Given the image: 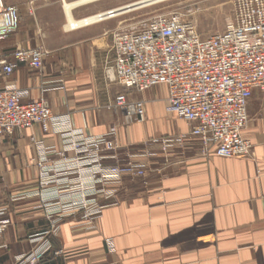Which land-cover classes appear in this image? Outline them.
<instances>
[{"label": "crops", "instance_id": "1", "mask_svg": "<svg viewBox=\"0 0 264 264\" xmlns=\"http://www.w3.org/2000/svg\"><path fill=\"white\" fill-rule=\"evenodd\" d=\"M123 2H98L76 12L75 18L106 13ZM59 3L37 2L36 23L44 24L46 8L57 9L60 18ZM17 9L19 31L28 33L27 9ZM122 16L60 34L54 46L45 47L50 54L40 73L18 65L1 84L27 91L24 103L43 95L53 115L69 114L73 127L87 135L116 127L118 162H125L129 153L144 154L134 159L143 164L144 178L123 180L92 226L71 216L53 235L39 199L31 196L37 189L34 143L54 160L59 138L43 134L39 127L2 138L0 209L5 214L0 219H8L10 225L0 235V264H16V258L42 242H48L50 250L39 264H264V93L253 91L247 104L248 123L241 134L252 146L248 156L222 159L203 154L199 141L189 135L191 125L165 112L163 86L132 93L129 99L145 103L146 118L142 124L125 121L105 108L118 86L106 79L105 68L113 60L111 34L123 24ZM16 47L32 45L17 38L10 45L1 44L7 56ZM58 81L63 89H58ZM153 89L162 93V117L156 124L148 120L144 96ZM160 137H171L165 150L142 147Z\"/></svg>", "mask_w": 264, "mask_h": 264}, {"label": "built area", "instance_id": "2", "mask_svg": "<svg viewBox=\"0 0 264 264\" xmlns=\"http://www.w3.org/2000/svg\"><path fill=\"white\" fill-rule=\"evenodd\" d=\"M40 1L45 0H25L29 16H34L33 5ZM64 1L68 0H59L61 8ZM94 3L98 2L84 6ZM17 19V7L0 0V140L33 127L57 136L60 147L53 152L54 160L34 143L37 189L31 196L39 199L51 234L71 216L90 227L123 180H143L144 166L134 159L145 155L129 153L119 163L116 127L102 135H87L73 127L69 114L53 115L43 95L24 103L27 91L1 84L18 65L40 73L49 55L43 45L16 47L8 56L4 54L1 44L15 31ZM111 39L113 60L105 68V77L123 93L107 102V110L121 114L129 123H142L145 103L129 96L163 86L167 90L165 112L191 125L189 135L199 141L203 154L222 159L250 154L251 143L241 133L248 123L252 92L264 93V0H235L224 31L207 38H201L180 14L170 13L147 19L136 29L115 30ZM57 83L63 89L61 81ZM170 138L151 139L142 147L165 150ZM4 214L0 209V217ZM9 225L8 219H0V235ZM49 250L50 244L42 242L16 258V264H39Z\"/></svg>", "mask_w": 264, "mask_h": 264}, {"label": "rangeland", "instance_id": "3", "mask_svg": "<svg viewBox=\"0 0 264 264\" xmlns=\"http://www.w3.org/2000/svg\"><path fill=\"white\" fill-rule=\"evenodd\" d=\"M51 1L59 2V0H51ZM70 1L73 0H68V2ZM104 1L106 0L100 2H104ZM134 1L137 0H124L122 6L128 5L129 3ZM3 2L8 7H12V6L20 7V5H22L25 6V8L27 9V4L25 0H3ZM234 3L235 0H169L163 3H158L156 5L154 4L142 8L140 10L123 15L121 19H124V22L116 30L136 29L139 27V24L141 22L150 19L152 17L158 15H167L170 13H178L183 17V20L192 24V26L194 27V29L201 38H207L211 35H214L216 33H221L224 31L226 22L229 20V18L232 17V10ZM35 4L33 5L34 13L36 6ZM91 5L93 4L83 6L79 9H74L73 10L74 19H76L75 18L76 12L83 10ZM58 6H60L61 8L60 3L58 4ZM60 10H61V17L59 18L57 9L55 8L44 9L45 12L43 15V20H44L43 25H38L36 23L35 16H28L29 17L28 21L24 26V29L28 33L26 32L20 33L19 31L20 16L18 13V19L15 24V31L4 41V43L10 45L17 38L21 43L31 44L32 47L36 45H43L45 48L47 44L54 46L59 41L60 34H66L67 32H70L64 30L66 20L63 14V9L61 8ZM48 53L50 54L49 51ZM114 92L115 95L119 93L121 94L122 89L119 86H117ZM161 94H162L161 91L157 89H153L144 94L146 101H148L147 110L149 109L150 117H148V120L150 124H156L158 119H161L162 117L160 111V106H161L160 100L162 99ZM138 96L139 95H135L136 98ZM134 124H138V123L134 122ZM165 138H170V137H165Z\"/></svg>", "mask_w": 264, "mask_h": 264}, {"label": "bare ground", "instance_id": "4", "mask_svg": "<svg viewBox=\"0 0 264 264\" xmlns=\"http://www.w3.org/2000/svg\"><path fill=\"white\" fill-rule=\"evenodd\" d=\"M94 1L100 2L103 0H73L70 2L64 1L63 7H62L63 14L66 20L64 30L66 31L77 30L79 28H83L84 26L98 23L106 19L115 18V17L130 13V12H134L142 8H145V7L154 5V4L156 5L158 3H163L169 0H137V1L129 3L128 5L119 7L122 9L116 11L113 15H110V16H108L107 14L99 13L93 16L82 18V19H74L73 17L74 9H79L83 7L84 5L94 2Z\"/></svg>", "mask_w": 264, "mask_h": 264}, {"label": "water", "instance_id": "5", "mask_svg": "<svg viewBox=\"0 0 264 264\" xmlns=\"http://www.w3.org/2000/svg\"><path fill=\"white\" fill-rule=\"evenodd\" d=\"M120 9H122V8H117V9L111 10V11L103 13V14H107L108 16H110V15H113L116 11H118Z\"/></svg>", "mask_w": 264, "mask_h": 264}]
</instances>
